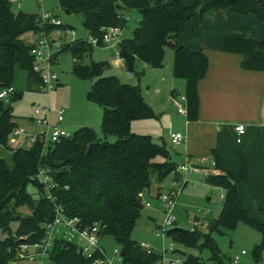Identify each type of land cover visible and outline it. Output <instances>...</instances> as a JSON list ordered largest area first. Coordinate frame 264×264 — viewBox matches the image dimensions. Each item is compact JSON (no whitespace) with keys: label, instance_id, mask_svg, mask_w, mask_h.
<instances>
[{"label":"trees","instance_id":"16d2710c","mask_svg":"<svg viewBox=\"0 0 264 264\" xmlns=\"http://www.w3.org/2000/svg\"><path fill=\"white\" fill-rule=\"evenodd\" d=\"M60 4L69 14L82 16L89 36L97 37L102 36L105 26H120L126 33L130 16L123 11H139L142 18L119 43V55L125 59L127 71L140 77L145 72L139 69L140 62L162 68L166 48L171 47L173 74L185 82L187 118L191 121L198 119V83L207 73L208 57L203 49L178 43L187 23L193 21L199 27L206 17L221 9L252 13L264 20V0H197L192 5L181 0L160 5H153L151 0H60ZM144 8L148 10L141 12ZM36 16L37 13L15 11L12 0H0V90L15 88L12 96L0 98V146L11 154L10 162L0 157V264L21 261L20 245L40 240L44 236L42 225L55 216L53 204L38 177L40 168L51 170L58 183L54 193L69 216H79L85 224L100 222L104 226V238H111L124 251L123 264H155L159 255L147 254L132 234L145 207V193L156 182H163L173 172L176 174L178 164L170 159L171 152L165 142L158 143L151 134L132 130L133 121L156 116L140 86L106 75L110 66L107 61L83 63L95 47L87 39L65 44L58 54L69 50L75 61L73 73L79 78L95 79L88 98L103 107L104 136L82 126L71 137L49 145L45 151L41 143L12 147L11 135L19 125L12 102L25 91L16 85L18 71L26 72V90L37 91L41 84L40 75L33 69V45L27 38V33L39 30ZM223 48L242 54L243 68L264 71V39L227 36ZM109 136H115V141L110 142ZM91 143L94 147L89 150ZM215 160L223 172L208 174L206 179L224 190V198L218 217L207 225L208 233L177 226L168 234L186 246L200 251L209 249L211 260L225 264V256L213 234H224L225 230H234L240 222H245L263 234L262 243L254 249L259 259L264 249V222L251 214L238 188L247 179L246 161L242 158L240 173L236 175L226 170L217 157ZM30 184L35 187L32 192L28 190ZM258 211L264 215V208ZM189 260L203 264L199 257L190 256ZM49 261L93 264L91 258L79 253L75 242L66 240H57Z\"/></svg>","mask_w":264,"mask_h":264},{"label":"crops","instance_id":"0c3cea01","mask_svg":"<svg viewBox=\"0 0 264 264\" xmlns=\"http://www.w3.org/2000/svg\"><path fill=\"white\" fill-rule=\"evenodd\" d=\"M172 1L174 0H151V3L160 5ZM181 1L185 5L197 2ZM50 12L57 15L53 11ZM87 34L89 37L88 30ZM227 36H251L262 40L264 20H260L252 13L239 14L230 9H221L214 15L206 17L199 27H195L194 22L189 21L185 31L178 38L180 45L195 50L203 49L208 57V70L198 83L200 97L198 119L188 120L187 113L177 110L178 114H186L187 120L184 130L182 128L171 132H181L186 139L182 144L175 145L168 135V141L164 142L170 149V159L178 165L187 158L197 160L205 156L211 160L217 157L226 170L238 175L244 158L247 164V179L239 184V192L251 214H260L258 209L264 208V71L243 68L242 54L225 51L223 47ZM36 38L37 35L32 32L29 40L33 42ZM99 47L112 50V57L102 60L109 62L110 65L109 74L106 75L122 74L129 82V77L134 74L128 73L125 64L119 60V46ZM167 48L162 68H152L142 62L138 65L140 70L151 69L159 72L155 73L157 77L153 81V86L149 87V90L153 87L156 97L159 95L158 101H147L143 96L155 111L165 109V114L174 108L177 95L185 93V82L179 81L173 74L174 50L171 47ZM164 92L167 93L168 100L162 98L161 94ZM137 121L140 120L132 123L133 131ZM239 124L246 126L240 142L237 141L238 133L235 130ZM63 125L70 129L66 119ZM198 172L206 177L208 175L202 171ZM174 175L176 176L175 173ZM164 181L156 182L152 189L145 193V200L159 199L158 187L164 189L166 187ZM151 229L149 226L148 230Z\"/></svg>","mask_w":264,"mask_h":264},{"label":"rangeland","instance_id":"374dc122","mask_svg":"<svg viewBox=\"0 0 264 264\" xmlns=\"http://www.w3.org/2000/svg\"><path fill=\"white\" fill-rule=\"evenodd\" d=\"M12 7L15 11L23 10L31 13H37L41 8L47 11H53L62 19L64 24L76 29L78 39L86 38L88 35L87 30L83 26L82 16L76 14L69 15L62 8L60 0H42V4L37 0H12ZM123 12L130 16L129 30L126 32V35H130L132 29L139 24L142 16L137 10H132L131 12L124 10ZM31 34L32 32L27 33V38H30ZM51 35L52 37L56 36L55 33ZM167 49L171 51L170 48ZM111 51L109 48L94 47L93 51L84 58L83 63L90 64L92 61L110 59L113 55ZM57 57L58 60L54 66L58 72L60 82L49 96L40 91L26 90V72L23 70L18 71L16 85L25 90L20 99L12 102L13 113L19 124L18 126L27 130L35 129V124L31 120L35 109L50 107L54 118L57 117L59 110H64L66 123L69 125L68 127H70L69 131L71 133H74L81 126H88L94 129L100 137H103V107L88 98V92L91 90L95 79L79 78L73 73L72 70L75 61L69 50L61 52ZM155 73L159 72L146 69L140 77H137L135 74L129 77V82L134 85H139L146 100L152 102H155L159 97V95L156 97L153 93V87L149 90V87L153 86V81L157 77ZM105 74H109L108 69L105 71ZM178 80L184 81L182 79ZM161 96L164 100L169 99L166 92L162 93ZM181 102L184 103V101ZM173 107L167 114H165V109L163 111H155L154 109L156 116L135 122V131L151 134L153 139L158 143H163L164 140L168 141V135H171V131L182 128L184 130L187 120L186 114H178L179 110L177 105L174 104ZM115 139V136L108 137L110 142H114ZM17 145L18 143H13L12 147L17 148ZM0 157H5L9 162L11 161L9 150L2 146H0ZM185 161L186 159L181 163ZM174 176V173H171L165 179L164 185L166 187H171L175 180ZM176 176H179L178 173H176ZM186 178L187 182L184 183L183 189L179 192L176 206L173 209V214L177 218V225L182 228H193L203 233H208L207 225L212 223L221 211L224 191L222 188L208 183L206 175L202 173H190ZM28 190L32 192L35 190V187L30 184ZM147 203L150 205H147ZM164 208L165 204L160 199H146L142 215L132 234L133 239L137 242L148 241L152 243L157 252L161 250L163 240L157 237L154 231H149L148 228L149 226L155 228L163 222L165 218ZM22 211L27 213L28 209L22 208ZM253 216L264 222L263 214L254 213ZM213 236L218 242L222 254L225 256V264H232V259L236 255L241 254L242 250H246L247 253L241 255L239 264H264V249L259 259L255 257L254 249L263 241V234L256 227L245 222H240L236 229L225 230L224 234L214 233ZM172 242L179 250L174 252L172 257L181 258V264H198L191 262L189 260L190 256L199 257L203 264H217L214 260L210 259L211 251L209 249L200 251L197 247H190L181 242H177L169 235L164 239L166 247ZM103 243L106 245L109 253L112 254L116 243L111 238H104ZM14 264H38V261H18ZM44 264L53 263L46 260ZM118 264L121 263L118 262Z\"/></svg>","mask_w":264,"mask_h":264},{"label":"built area","instance_id":"2783aa9c","mask_svg":"<svg viewBox=\"0 0 264 264\" xmlns=\"http://www.w3.org/2000/svg\"><path fill=\"white\" fill-rule=\"evenodd\" d=\"M37 1L42 4V0ZM35 24L39 27V30L33 32L37 35L31 48V54L34 56L33 69L41 78L39 91L49 96L59 83L58 72L54 66L57 62V55L65 44L78 39L77 32L74 27L64 24L58 15L43 8L37 12ZM49 27L53 29L48 31ZM125 31L120 26H105L102 28L101 37L89 36L84 39H87L95 47L119 46L125 36ZM52 33H55L56 36L52 37ZM119 60L125 64V59L120 55ZM14 92L15 88L13 86L5 87L0 90V98L10 97ZM181 101H184V103ZM174 102L178 106L179 112L187 113L184 94H178ZM31 120L36 128L27 130L17 126L11 135L12 145L18 143V147H32L36 143H41L43 151H45L49 145L71 137L73 134L63 125L65 120L63 109L59 110L57 117L54 118L50 107L36 108ZM235 130L238 133L237 141L240 142L246 131V126L239 124L235 127ZM170 136L175 145H180L185 140V135L181 132H172ZM198 171L206 174L221 173L215 158L211 160L207 157H200L197 160L187 158L184 163L177 166L176 172L179 176H175L171 187H166L160 192L159 199L165 204V218L161 224L152 228L151 231H154L156 236L163 240V246L157 252L152 243L148 241L138 242L141 249L147 254L159 255L155 264H181L182 262L181 258L172 257L174 252L179 251L174 243L172 242L166 247L164 239L169 235V230L178 226L173 209L176 206L179 192L183 189L184 183L187 182L186 177L188 174ZM38 177L44 186L46 197L53 204L55 216L42 225L44 236L40 240L25 241L20 245L19 257L21 261H38V264H44L46 260L50 259L57 240H66L75 242L79 253L91 258L93 264H118V262L123 264L122 248L116 245L112 250V254H110L103 243L104 226L100 222L85 224L79 216H69L66 213L65 206L58 201V197L54 193L58 183L55 181L51 170L40 168ZM147 205L150 204L147 203ZM246 253V250H242L241 254L232 259V264H239L241 255Z\"/></svg>","mask_w":264,"mask_h":264},{"label":"water","instance_id":"95a60500","mask_svg":"<svg viewBox=\"0 0 264 264\" xmlns=\"http://www.w3.org/2000/svg\"><path fill=\"white\" fill-rule=\"evenodd\" d=\"M147 10H148V8H144V9H141V12H145ZM66 12L69 13L68 11H66ZM116 76L120 79V81L122 83L127 82L126 81V77H124L122 74H117ZM93 147H94V143H91L90 146H89V150H91ZM160 192H161V187H158V193H157L158 197L160 196ZM122 255H124V251L123 250H122Z\"/></svg>","mask_w":264,"mask_h":264}]
</instances>
